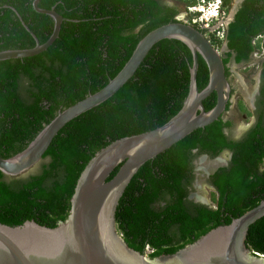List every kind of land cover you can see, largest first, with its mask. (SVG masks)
<instances>
[{"label":"trees","instance_id":"1","mask_svg":"<svg viewBox=\"0 0 264 264\" xmlns=\"http://www.w3.org/2000/svg\"><path fill=\"white\" fill-rule=\"evenodd\" d=\"M31 1L0 0V50L33 46L29 31L39 43L50 34L52 19L34 11ZM178 1L184 6L195 0ZM230 1L222 4L229 7ZM37 6L53 7L63 20L45 50L0 60L1 157L22 150L57 110L102 87L146 32L175 21L179 11L162 0H38ZM259 33L264 34V0H241L225 30L221 59L226 76L230 60H249L251 38ZM190 63L182 41H157L110 97L59 129L33 172L7 176L0 171V223L17 225L32 219L53 227L64 220L76 178L97 150L114 139L161 125L180 108ZM260 64L255 120L239 138L224 135L231 122L219 117L145 161L132 175L114 214L116 229L129 247L140 252L147 247L150 257L173 253L264 199V61ZM207 75L197 56L198 90ZM214 101L212 92L202 100L204 109ZM223 149L231 152L228 166L218 167L208 179L217 193L211 198L213 206L187 200L191 159ZM245 244L264 255V215L249 227Z\"/></svg>","mask_w":264,"mask_h":264},{"label":"water","instance_id":"2","mask_svg":"<svg viewBox=\"0 0 264 264\" xmlns=\"http://www.w3.org/2000/svg\"><path fill=\"white\" fill-rule=\"evenodd\" d=\"M37 2L31 1L32 9L52 19L50 34L39 43L21 21L34 39V45L0 50V60L37 54L57 37L63 17L53 7H38ZM236 9V4H232L228 22ZM165 38L182 41L191 55L187 92L180 108L161 125L114 139L97 150L76 178L64 220L53 227L32 219L17 225L0 223V264H264V255L245 244L249 227L264 215V199L229 223L210 228L170 254L150 257L144 251L134 250L116 229V205L140 165L191 131L221 118L229 100V82L221 59L226 41L221 49H215L200 29L182 21L167 22L146 32L102 87L57 110L22 150L9 157L0 156V171L7 176H20L35 166L65 123L110 97L133 75L149 49ZM197 56L204 61L208 73L207 82L200 90L195 82ZM212 92L214 104L205 110L202 100ZM202 201L208 204L203 198Z\"/></svg>","mask_w":264,"mask_h":264},{"label":"flooded vegetation","instance_id":"3","mask_svg":"<svg viewBox=\"0 0 264 264\" xmlns=\"http://www.w3.org/2000/svg\"><path fill=\"white\" fill-rule=\"evenodd\" d=\"M165 4L171 5L168 2H165L164 0H162ZM241 1V0H239ZM239 1H237L235 3V0H233V4H236V7H238L239 5ZM176 6V5H173ZM178 8V10L180 11L179 7L176 6ZM178 11V12H179ZM177 12V13H178ZM252 60V56L250 55L249 60L247 62L244 63H234L232 60H230V62L227 64L228 67V75L227 80L229 82V100L227 101L229 104L227 106V108L225 109V111H227L230 107V95L232 93V88L230 85V76L232 74V66L233 65H246L244 66L245 68L248 66H254L255 68V73H254V89L253 92L251 94V97L249 98V109L248 112H250L249 116L250 119L247 123V125L244 128H235L234 129V122L232 120V117L229 115V117L223 119L222 120H228L231 122V126L230 128H225L223 130L224 135L228 137V139H232L235 140L237 138H239V136L242 134L243 131H245L250 125L251 123H253V121L255 120L253 111L256 109L255 107V99H256V95L258 94V88H259V82H260V68H261V62L264 61V59H261V62L259 63H254V64H249V61ZM224 111V112H225ZM193 153L196 152V150L192 151ZM230 156H231V152L227 149H223L221 150L218 154L209 157L207 154L205 153H199L196 154L192 159H191V168H190V174L192 175V180L191 183L189 184L188 188V192L186 195V199L187 200H191L193 202L196 203H200V204H204V205H208L203 203L202 198L204 200H206L205 197H203L202 195L198 194V190H197V186L199 183H202L203 186L207 187V189H209L210 191L213 192V194L211 195L215 198L217 196V193L214 189V187L210 184L209 182V176L218 168V167H226L228 166L229 160H230ZM262 167V166H261ZM207 201V200H206ZM208 203V202H207Z\"/></svg>","mask_w":264,"mask_h":264},{"label":"built area","instance_id":"4","mask_svg":"<svg viewBox=\"0 0 264 264\" xmlns=\"http://www.w3.org/2000/svg\"><path fill=\"white\" fill-rule=\"evenodd\" d=\"M174 18L200 29L215 49H221L229 18V7L224 6L222 0H195L184 5ZM250 43L253 49L249 64H254L255 60L256 63L261 62L264 59V34L255 35Z\"/></svg>","mask_w":264,"mask_h":264},{"label":"rangeland","instance_id":"5","mask_svg":"<svg viewBox=\"0 0 264 264\" xmlns=\"http://www.w3.org/2000/svg\"><path fill=\"white\" fill-rule=\"evenodd\" d=\"M164 1L168 2L171 5L178 6L180 10L183 9L182 1H178V0H164ZM232 4H233V0H231L229 3V9ZM252 63H256V60ZM244 66L246 65H233L231 68L232 74L229 78L230 85L232 88V93L230 95V107L227 111L223 112L222 114L223 119L229 117V115L232 117V120L234 122V129L244 128L250 119V116L246 114V111H248L249 109V98L251 97V94L254 89L255 68L254 66H248L246 68ZM240 105L243 106L246 111L241 110V108H239ZM35 166H33L25 174H22L20 176H25L27 173L33 172ZM197 190L199 191L198 194L205 197L208 204L212 207L214 204V201L211 200V195L213 194V192L207 189V187L203 186L202 183L198 184ZM144 252L145 254H147L149 252L148 248H145Z\"/></svg>","mask_w":264,"mask_h":264}]
</instances>
